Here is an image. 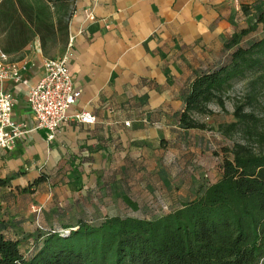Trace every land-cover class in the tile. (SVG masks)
<instances>
[{
    "label": "crops",
    "instance_id": "0c3cea01",
    "mask_svg": "<svg viewBox=\"0 0 264 264\" xmlns=\"http://www.w3.org/2000/svg\"><path fill=\"white\" fill-rule=\"evenodd\" d=\"M243 1L75 0L68 23V37H73L68 67L81 94L51 139L27 107L26 86L0 84L12 95V119L25 130L13 149L0 150V180H6L0 185L1 208L6 207L1 198L12 200L0 212L6 225L0 232L16 239L36 232L40 226L28 230L21 222L23 204L27 208L28 202L42 199L44 210L57 209L63 195L69 196L64 188L110 183L106 174L125 166L129 155L139 157L146 154L147 143L169 140L183 105L180 94L195 72L223 56L235 17L243 18ZM87 10L94 13L93 21L86 19ZM6 57L30 84L41 77L38 38L21 59ZM78 111L94 114L95 123L74 121L71 116ZM97 172L106 177L97 179ZM41 174L44 180L23 194L21 189Z\"/></svg>",
    "mask_w": 264,
    "mask_h": 264
},
{
    "label": "trees",
    "instance_id": "16d2710c",
    "mask_svg": "<svg viewBox=\"0 0 264 264\" xmlns=\"http://www.w3.org/2000/svg\"><path fill=\"white\" fill-rule=\"evenodd\" d=\"M74 2L0 0L1 52L17 61L35 38L43 56L66 48ZM258 3L241 4L242 15ZM256 23L264 26V10ZM251 30L234 31L223 43L222 61L194 73L182 91L179 127L206 129L196 117L212 115V103L224 109L229 83L263 67L264 34L239 45ZM233 115L235 121L220 129L230 136L244 125L256 136L257 149L241 142L223 148L220 175L201 195L153 218L106 216L96 224L78 220L75 226L39 228L19 239L0 232V264H264V130L258 131L254 117L240 105ZM43 180L41 174L21 192L29 193ZM124 201L136 208L129 198Z\"/></svg>",
    "mask_w": 264,
    "mask_h": 264
},
{
    "label": "rangeland",
    "instance_id": "374dc122",
    "mask_svg": "<svg viewBox=\"0 0 264 264\" xmlns=\"http://www.w3.org/2000/svg\"><path fill=\"white\" fill-rule=\"evenodd\" d=\"M253 1L243 2L251 4ZM263 1L259 0L262 4L248 7V16L235 17L236 32L252 27L248 34L241 37L239 45H246L264 34V26L256 23L257 15L264 10ZM64 51L65 48L56 47L48 55L42 56L44 60L57 58ZM236 104L242 107V112L254 117L258 131L264 130V65L229 83L225 89L224 109L212 103L209 105L212 115L196 117L206 124V129H183L176 125L169 140L147 143L146 154L140 152L141 155L137 157V153L133 152L125 166L114 168L106 174L112 182L92 184L91 187V183H88L86 188L75 187L77 189L66 187L64 190L69 196L64 194L63 200L60 198L62 204L57 209L55 206H45L44 210L42 199L28 202L27 208L23 204L21 222L30 230L37 228V225L40 229L43 226L56 229L75 226L78 220L96 224L106 216L153 218L201 195L220 175L223 148L230 147L233 142H241L257 149L256 136L246 131L244 125L238 126L230 136L220 129V126L235 121L233 111ZM103 175L100 172L95 174L97 179L105 178ZM116 176L121 178L114 180ZM124 197L135 203L136 208L125 203ZM1 199L6 207L1 208V203L0 212H6L12 200L9 197ZM13 201L16 203L15 199Z\"/></svg>",
    "mask_w": 264,
    "mask_h": 264
},
{
    "label": "built area",
    "instance_id": "2783aa9c",
    "mask_svg": "<svg viewBox=\"0 0 264 264\" xmlns=\"http://www.w3.org/2000/svg\"><path fill=\"white\" fill-rule=\"evenodd\" d=\"M86 19H95L92 10L86 11ZM73 37H68L64 53L57 58H47L43 62V73L30 84L20 74L15 64L7 62L5 54L0 52V84L11 81L25 85L26 104L36 119L37 127L44 129L51 139L54 132L67 121L69 108L80 97V89L74 84L68 67L72 56ZM13 98L9 92L0 90V150H11L25 132L21 124L12 119ZM74 121L84 124L95 123L91 112L78 111L72 116ZM128 125V123H125Z\"/></svg>",
    "mask_w": 264,
    "mask_h": 264
}]
</instances>
